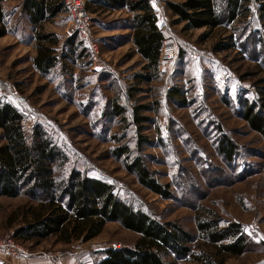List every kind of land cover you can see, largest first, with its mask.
Segmentation results:
<instances>
[{"label": "rangeland", "instance_id": "obj_1", "mask_svg": "<svg viewBox=\"0 0 264 264\" xmlns=\"http://www.w3.org/2000/svg\"><path fill=\"white\" fill-rule=\"evenodd\" d=\"M24 1V0H23ZM160 25H166L178 47L174 63L160 69V79L141 86L143 93L127 102V92L136 86L133 76L143 72L142 60L135 56L130 31L124 20L127 12L91 13L88 35L78 41L89 47L97 43L101 55L92 66L60 64L48 75L39 73L33 64L36 56L33 29L22 11V0L3 1L8 15L10 33L0 39V98L23 113L27 134L41 126L61 145L69 162L60 175L73 169L114 185L118 197L133 206L148 211L163 222H176L196 237L193 255L180 259L179 264H219L215 248L204 241L197 230L196 216L202 219L221 217L245 227L251 239V249L242 257H226L224 264H264V140L236 114L240 98H251L254 84L264 78V46L258 52L251 39L261 27L252 13L245 21L214 30L183 31L174 24L168 2L186 0H151ZM223 1V0H218ZM69 13L42 27L45 33H56L62 41L74 34ZM245 22V23H243ZM239 45L228 51H214L229 43L235 33ZM248 37V38H247ZM6 81L17 86L15 93ZM177 89V100L169 92ZM117 99L129 112L136 105L159 102L158 112H146L151 121L145 125L144 136L151 145L143 151L146 165L163 184L169 183L175 200L165 201L144 188L136 176L127 172L121 161L112 156L118 147L115 134L122 137L120 145L133 149L137 141V126L130 113L127 122L112 119L110 105ZM222 128L241 148L240 158L228 163L218 150ZM0 130V145L2 141ZM36 205L26 197L0 198V239L14 236V231L26 220L29 206ZM139 235L124 229L119 223H109L96 239L65 246L52 237L42 242L23 243L32 254L59 251L85 257V264H96L99 251L108 248H134ZM79 247L81 249H79ZM26 256V257H27Z\"/></svg>", "mask_w": 264, "mask_h": 264}, {"label": "trees", "instance_id": "obj_2", "mask_svg": "<svg viewBox=\"0 0 264 264\" xmlns=\"http://www.w3.org/2000/svg\"><path fill=\"white\" fill-rule=\"evenodd\" d=\"M0 0V39L10 33L8 15ZM174 24L183 25V31L229 27L245 21L256 12L261 27L254 31L251 39L258 52L264 46V0H186L181 3L168 2ZM90 13H115L125 11L130 18L123 22L130 31V42L135 50L128 59L139 56L143 72L133 76L135 85L127 92V102L143 93V85L160 79V57L166 25H160L157 11L151 0H88ZM22 11L28 16L33 29L36 56L34 68L48 75L60 64L92 66V52L79 34L62 38L56 33H45L42 27L61 15L69 13L64 0H24ZM245 23V22H243ZM240 37V35H239ZM237 30L229 37V43L217 45L214 51H228L239 47L235 38ZM247 37V38H248ZM247 53L245 46H240ZM257 60L264 61L260 56ZM255 89L251 98H240L236 114L250 129L264 140V78L252 84ZM179 90L169 92L170 99L177 100ZM176 95V96H175ZM159 102L153 105H136L129 112L127 106L114 99L110 105V116L127 122V116L137 126L135 148L122 143L115 134L113 141L119 146L112 156L121 161L124 169L136 176L146 189L165 201L175 200L169 183L163 184L149 170L143 151L152 143L143 135L145 125L151 121L146 112L157 113ZM22 112L0 98V198L26 197L31 202L24 214L27 221L14 231V238L23 242H42L56 238L59 243L75 241L88 243L99 237L107 224L119 223L124 229L139 235L134 248H108L99 251L96 264H179V260L192 257V244L196 237L176 222H163L148 211L134 208L121 200L113 184L86 175L73 169L67 176L60 175L69 162L66 150L59 145L41 126L34 128L32 137L27 134ZM218 150L222 157L233 163L240 158L241 148L222 128ZM199 236L215 248V255L224 264L226 257H242L252 246L250 236L242 224L225 221L221 217L202 219L196 216Z\"/></svg>", "mask_w": 264, "mask_h": 264}, {"label": "built area", "instance_id": "obj_3", "mask_svg": "<svg viewBox=\"0 0 264 264\" xmlns=\"http://www.w3.org/2000/svg\"><path fill=\"white\" fill-rule=\"evenodd\" d=\"M67 8L69 9L70 23L78 34L85 38L88 35V28L91 22V13L87 9L88 0H64ZM167 34V33H166ZM92 58L96 60L101 55V49L97 43L90 44ZM178 57V47L174 38L171 35H165L162 41V51L160 57V69L174 63ZM7 88L15 93L18 92L17 86L10 81H6ZM79 249H81L79 247ZM29 251L21 244L16 242L13 237L0 239V264H8V259H17L25 257ZM60 255V253H59ZM58 255V256H59ZM55 264H60L55 261Z\"/></svg>", "mask_w": 264, "mask_h": 264}, {"label": "crops", "instance_id": "obj_4", "mask_svg": "<svg viewBox=\"0 0 264 264\" xmlns=\"http://www.w3.org/2000/svg\"><path fill=\"white\" fill-rule=\"evenodd\" d=\"M64 245L72 246L73 243L64 244ZM57 260L59 261L60 264H85V257L81 256L80 254L77 255L74 253V254L63 255V252H59V251H50L49 253L41 254V255L40 253H38V254H32L31 256L29 255L27 257L25 256L17 259L14 258L8 259V264H55V261Z\"/></svg>", "mask_w": 264, "mask_h": 264}]
</instances>
